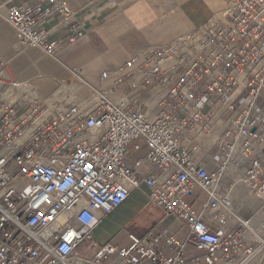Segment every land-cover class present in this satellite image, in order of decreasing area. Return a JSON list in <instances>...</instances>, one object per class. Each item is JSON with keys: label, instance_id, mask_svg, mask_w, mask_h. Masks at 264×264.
<instances>
[{"label": "built area", "instance_id": "built-area-1", "mask_svg": "<svg viewBox=\"0 0 264 264\" xmlns=\"http://www.w3.org/2000/svg\"><path fill=\"white\" fill-rule=\"evenodd\" d=\"M222 2L220 15L127 60L116 79L103 73L91 109L0 77V264H248L264 253V233L233 213L228 181L231 167L264 206V0ZM78 15L63 0H28L6 21L20 46L54 55L53 30L76 35ZM11 90L18 99L5 98ZM140 141L142 159H129ZM142 186L185 239L159 223L126 245L97 242L95 227ZM197 190L200 209L189 202Z\"/></svg>", "mask_w": 264, "mask_h": 264}, {"label": "crops", "instance_id": "crops-1", "mask_svg": "<svg viewBox=\"0 0 264 264\" xmlns=\"http://www.w3.org/2000/svg\"><path fill=\"white\" fill-rule=\"evenodd\" d=\"M25 1L28 0H0L1 79L28 82L42 100L51 99L53 105L71 101L82 109H91L95 105V93L105 82L122 75L120 69L127 60L148 48L170 44L195 31L220 14L224 6L222 0H63L71 10L79 11L73 20L78 22L79 28L72 31L78 32L68 37L53 30V37L61 38V46L56 54L49 55L35 46H20L16 29L6 21L9 9ZM53 24L42 23L47 28H52ZM103 73L108 76L107 81L101 78ZM5 98L8 101L18 99L19 92L11 90ZM145 99L153 113H159L157 99L150 95H145ZM140 144L137 151L133 145L128 147L129 159H142L144 145L142 141ZM171 170L168 168L166 173ZM228 173V181L233 183L230 192L233 213L264 233V206L253 189L238 180L239 174L231 167ZM189 202L200 209L196 206L197 201L189 199ZM149 207L158 210L157 217ZM131 218L134 220L132 227H124ZM103 223L111 228L104 239H95L99 243L113 239L121 246L126 245L129 233L143 236L159 223L168 227L179 240L186 237V231L174 218L149 200V190L143 186L133 191L93 231ZM259 256L248 264L263 263L264 255Z\"/></svg>", "mask_w": 264, "mask_h": 264}, {"label": "rangeland", "instance_id": "rangeland-1", "mask_svg": "<svg viewBox=\"0 0 264 264\" xmlns=\"http://www.w3.org/2000/svg\"><path fill=\"white\" fill-rule=\"evenodd\" d=\"M197 196H198V199H197V207L200 206V203L202 202L204 196L202 195L201 192H197ZM152 210V213L155 215V217L158 216V210L157 209H152L151 207H149V211ZM243 220V219H242ZM245 221V220H243ZM134 223V220L131 218L129 219L125 224H124V227H132V224ZM110 228L111 226H108L107 223H103L99 226V228H97L96 231H93L92 235H93V238L94 239H98V240H101V239H104L107 235H109L110 233ZM85 244L81 245L78 250L83 254V255H89V252L85 249ZM263 254H261L259 257H261ZM258 264V263H257ZM259 264H264V261L263 263L260 262Z\"/></svg>", "mask_w": 264, "mask_h": 264}, {"label": "bare ground", "instance_id": "bare-ground-1", "mask_svg": "<svg viewBox=\"0 0 264 264\" xmlns=\"http://www.w3.org/2000/svg\"><path fill=\"white\" fill-rule=\"evenodd\" d=\"M218 15H220V14H218ZM218 15H216V16H218ZM264 99V98H263ZM213 165H215V163H213V162H209V166H213Z\"/></svg>", "mask_w": 264, "mask_h": 264}]
</instances>
